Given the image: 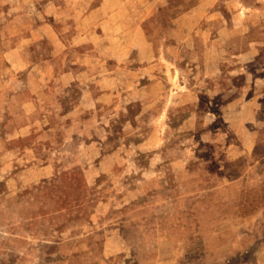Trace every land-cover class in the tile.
I'll use <instances>...</instances> for the list:
<instances>
[{
    "label": "rangeland",
    "instance_id": "374dc122",
    "mask_svg": "<svg viewBox=\"0 0 264 264\" xmlns=\"http://www.w3.org/2000/svg\"><path fill=\"white\" fill-rule=\"evenodd\" d=\"M0 264H264V0H0Z\"/></svg>",
    "mask_w": 264,
    "mask_h": 264
}]
</instances>
